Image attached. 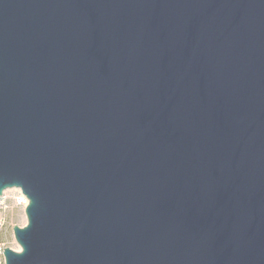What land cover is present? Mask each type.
I'll list each match as a JSON object with an SVG mask.
<instances>
[{
    "label": "water",
    "instance_id": "95a60500",
    "mask_svg": "<svg viewBox=\"0 0 264 264\" xmlns=\"http://www.w3.org/2000/svg\"><path fill=\"white\" fill-rule=\"evenodd\" d=\"M6 264H264V0H0Z\"/></svg>",
    "mask_w": 264,
    "mask_h": 264
},
{
    "label": "rangeland",
    "instance_id": "374dc122",
    "mask_svg": "<svg viewBox=\"0 0 264 264\" xmlns=\"http://www.w3.org/2000/svg\"><path fill=\"white\" fill-rule=\"evenodd\" d=\"M12 201H8L5 209L0 208V243L4 247H10L14 250H20V246L16 242L12 227L13 225L23 226L27 219L23 206H13Z\"/></svg>",
    "mask_w": 264,
    "mask_h": 264
},
{
    "label": "built area",
    "instance_id": "2783aa9c",
    "mask_svg": "<svg viewBox=\"0 0 264 264\" xmlns=\"http://www.w3.org/2000/svg\"><path fill=\"white\" fill-rule=\"evenodd\" d=\"M12 201L13 206H25L28 203L27 197L22 193V191L19 188H11L8 190H4L2 194L0 195V208L5 209L8 207L7 202ZM0 218H3L0 216ZM4 246L2 243H0V264H6L5 258L3 255Z\"/></svg>",
    "mask_w": 264,
    "mask_h": 264
},
{
    "label": "bare ground",
    "instance_id": "6f19581e",
    "mask_svg": "<svg viewBox=\"0 0 264 264\" xmlns=\"http://www.w3.org/2000/svg\"><path fill=\"white\" fill-rule=\"evenodd\" d=\"M8 190V189H7Z\"/></svg>",
    "mask_w": 264,
    "mask_h": 264
}]
</instances>
